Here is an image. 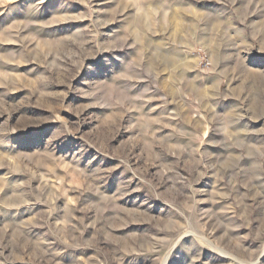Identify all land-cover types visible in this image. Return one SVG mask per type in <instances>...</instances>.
<instances>
[{
    "label": "rangeland",
    "instance_id": "rangeland-1",
    "mask_svg": "<svg viewBox=\"0 0 264 264\" xmlns=\"http://www.w3.org/2000/svg\"><path fill=\"white\" fill-rule=\"evenodd\" d=\"M0 264H264V0H0Z\"/></svg>",
    "mask_w": 264,
    "mask_h": 264
}]
</instances>
